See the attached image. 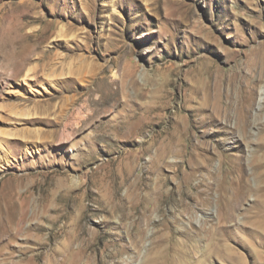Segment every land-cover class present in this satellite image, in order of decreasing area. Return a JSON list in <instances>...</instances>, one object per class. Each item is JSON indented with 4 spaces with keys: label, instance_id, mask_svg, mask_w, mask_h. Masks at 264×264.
Segmentation results:
<instances>
[{
    "label": "rangeland",
    "instance_id": "rangeland-1",
    "mask_svg": "<svg viewBox=\"0 0 264 264\" xmlns=\"http://www.w3.org/2000/svg\"><path fill=\"white\" fill-rule=\"evenodd\" d=\"M5 224L0 264H264V0H0Z\"/></svg>",
    "mask_w": 264,
    "mask_h": 264
},
{
    "label": "bare ground",
    "instance_id": "bare-ground-1",
    "mask_svg": "<svg viewBox=\"0 0 264 264\" xmlns=\"http://www.w3.org/2000/svg\"><path fill=\"white\" fill-rule=\"evenodd\" d=\"M25 59V58H24ZM24 63H21V64H19V66H18V71H23V68H24ZM90 120V118H87L86 120H85V122H88ZM19 224V223H18ZM21 224V223H20ZM12 226V225H11ZM10 226V227H11ZM13 227V226H12ZM1 228H2V231H1V233H0V241L1 240H3V238H8L11 234V230H13V229H11V228H9V226L7 225V224H5V225H3V226H1ZM0 228V229H1ZM16 229V228H15ZM19 230V229H18ZM17 230V231H18ZM21 233V232H20ZM55 235V234H54ZM58 237H56V235L54 236V237H52V240L54 241V244H53V246L56 248V246L55 245H57V241H58V239H57ZM51 240V241H52ZM52 241V242H53ZM47 244V243H46ZM49 244H47L46 246H48ZM52 245V244H51ZM50 245V246H51ZM49 247V246H48ZM54 250V254L52 255V261L49 263V264H63V263H61V262H59V261H57V260H55V258H57L56 256H57V253H55V249H53ZM53 252V251H52ZM59 253V252H58ZM167 252H165V254H166ZM143 264H145V263H143Z\"/></svg>",
    "mask_w": 264,
    "mask_h": 264
}]
</instances>
